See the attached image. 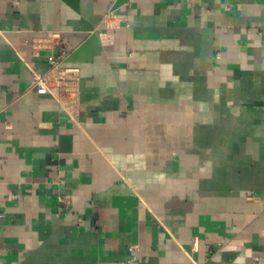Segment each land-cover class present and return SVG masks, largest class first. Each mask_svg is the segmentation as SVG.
<instances>
[{
  "label": "crops",
  "instance_id": "1",
  "mask_svg": "<svg viewBox=\"0 0 264 264\" xmlns=\"http://www.w3.org/2000/svg\"><path fill=\"white\" fill-rule=\"evenodd\" d=\"M0 264H264V0H0Z\"/></svg>",
  "mask_w": 264,
  "mask_h": 264
},
{
  "label": "built area",
  "instance_id": "2",
  "mask_svg": "<svg viewBox=\"0 0 264 264\" xmlns=\"http://www.w3.org/2000/svg\"><path fill=\"white\" fill-rule=\"evenodd\" d=\"M49 35L48 44L56 46L60 43L62 38L58 31H52ZM74 73V69L61 67L59 59L51 58L50 67L47 71L34 72L33 88L39 94L54 92L62 104L73 103L77 100L78 96Z\"/></svg>",
  "mask_w": 264,
  "mask_h": 264
}]
</instances>
